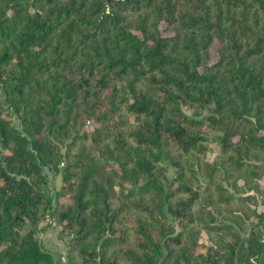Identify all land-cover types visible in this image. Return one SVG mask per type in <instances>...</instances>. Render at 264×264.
Segmentation results:
<instances>
[{"label":"trees","instance_id":"obj_1","mask_svg":"<svg viewBox=\"0 0 264 264\" xmlns=\"http://www.w3.org/2000/svg\"><path fill=\"white\" fill-rule=\"evenodd\" d=\"M247 198L264 205V0H0V264H57L45 216L65 264H264Z\"/></svg>","mask_w":264,"mask_h":264},{"label":"rangeland","instance_id":"obj_2","mask_svg":"<svg viewBox=\"0 0 264 264\" xmlns=\"http://www.w3.org/2000/svg\"><path fill=\"white\" fill-rule=\"evenodd\" d=\"M1 98L3 100V96ZM5 108L11 114L12 124L14 126L18 127L19 124H18V118H17V116L12 112V109L10 108V106L5 105ZM210 144H211V149L207 153V157L210 158V159H212V158H214L216 156V154H217V152L219 150V145L215 141H212ZM164 164H165V168H166L167 175L169 177H172L174 175V167L167 160H164ZM44 172L46 174V177H47L48 181L45 184V187H44L43 190L45 192H47L48 195L50 193L49 196H51V195L54 194V192L60 186L61 175L59 176V178L57 177V179H56V176L58 175L59 172H57L56 170H54L52 168H48V167H45ZM56 181H57V183H56ZM252 192H253L252 190L247 189L242 194L243 195H246V194H251ZM258 200H259V202L256 204L252 200H249L247 198V202H249L251 206H255L257 208V210L260 211V210H262L264 208V205L262 204V202H260V199L259 198H258ZM251 218L254 219L255 217L252 216ZM54 221H55V219H54ZM25 226L26 225H24L23 226V229H22V231H24V232H25ZM222 237H223V232L221 230H218V229H207V230L202 229L201 230V234H200L199 241L202 244L205 245V244H207L209 242H212V241L215 242L217 240H220Z\"/></svg>","mask_w":264,"mask_h":264},{"label":"crops","instance_id":"obj_3","mask_svg":"<svg viewBox=\"0 0 264 264\" xmlns=\"http://www.w3.org/2000/svg\"><path fill=\"white\" fill-rule=\"evenodd\" d=\"M60 174L56 176L59 178ZM57 183V181H56ZM44 191V190H43ZM45 192V191H44ZM47 194V192H45ZM40 229L36 230L37 236L41 239L42 244L48 250H50L57 261V264H65L66 262V250L65 242L58 237V225L54 221V218L49 216L42 217L39 223ZM28 229V225L25 226V231Z\"/></svg>","mask_w":264,"mask_h":264}]
</instances>
